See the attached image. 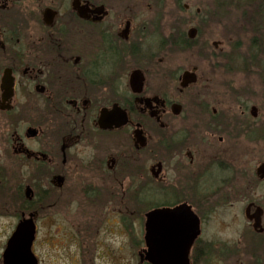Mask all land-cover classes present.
Here are the masks:
<instances>
[{"label": "flooded vegetation", "instance_id": "1", "mask_svg": "<svg viewBox=\"0 0 264 264\" xmlns=\"http://www.w3.org/2000/svg\"><path fill=\"white\" fill-rule=\"evenodd\" d=\"M208 18L184 0H0V264L26 221L43 264L41 226L58 245L81 211L96 234L137 226L138 264L149 213L185 225L188 264H264V112ZM218 220L241 226L230 251L204 238Z\"/></svg>", "mask_w": 264, "mask_h": 264}, {"label": "rangeland", "instance_id": "2", "mask_svg": "<svg viewBox=\"0 0 264 264\" xmlns=\"http://www.w3.org/2000/svg\"><path fill=\"white\" fill-rule=\"evenodd\" d=\"M192 3L195 7L206 12L208 18L203 31L209 33L210 42L222 43L224 60H229L232 68L229 73L250 76L254 80L252 86L245 88L254 89V93L248 95L250 104H255L264 112V11L261 12L259 23L261 26H251L248 23V16L253 14L255 6L263 3V0H252V5H246V0H184ZM195 8H193L194 13ZM203 15V14H202ZM241 63V64H240ZM226 64V62H225ZM236 64H238L236 66ZM243 64V65H242ZM246 78V77H244ZM251 90V89H250ZM232 213V212H230ZM229 213V214H230ZM224 214V213H222ZM221 214V215H222ZM228 214V215H229ZM227 215V216H228ZM225 218L226 215H223ZM130 211L128 220H133ZM87 219V220H86ZM90 217L87 212L81 211L79 221H70L71 224L55 226L57 230L58 245H54L51 238H48L49 245L42 235L52 234L48 226H41L37 239V246L34 252L38 253L43 264H138V259L133 253V237L138 234V227L112 225L105 233L104 227L96 234L95 226L88 224ZM114 223V222H113ZM133 223L135 221L133 220ZM239 223L232 224L213 221L205 227V239L219 245L227 246L230 251L232 240L235 238V230ZM118 226L123 235L118 231ZM214 239V240H213ZM79 243L81 251L77 252ZM112 249L111 256L99 255L104 251L101 246ZM125 245V247H124ZM124 247V248H123ZM94 249H101V253L95 256ZM122 250L117 252L118 250ZM84 252V253H83ZM239 263V261H238ZM208 264H235V261L228 259L226 262L213 259ZM250 264H259L254 260Z\"/></svg>", "mask_w": 264, "mask_h": 264}, {"label": "water", "instance_id": "3", "mask_svg": "<svg viewBox=\"0 0 264 264\" xmlns=\"http://www.w3.org/2000/svg\"><path fill=\"white\" fill-rule=\"evenodd\" d=\"M159 223V230L154 224V214L147 215L145 223V241L149 249L146 260L150 264H188L187 255L193 241L187 242L185 225L174 220L172 216ZM165 221V222H164ZM167 223V224H166ZM192 231L195 237L198 234L197 222ZM35 226L31 221H26L17 227L16 232L8 243L4 254V264H37L31 252L34 240Z\"/></svg>", "mask_w": 264, "mask_h": 264}, {"label": "trees", "instance_id": "4", "mask_svg": "<svg viewBox=\"0 0 264 264\" xmlns=\"http://www.w3.org/2000/svg\"><path fill=\"white\" fill-rule=\"evenodd\" d=\"M254 1L252 0H246V5H252ZM264 11V0H263V3H258L257 2V6H255L254 8V12H250L252 13L253 15L252 16H248V19H249V24H250V27L251 26H261V24L259 23L258 20H260L261 18V12Z\"/></svg>", "mask_w": 264, "mask_h": 264}]
</instances>
